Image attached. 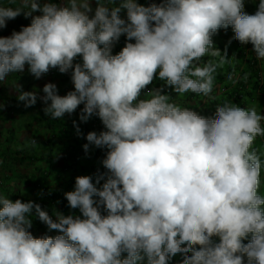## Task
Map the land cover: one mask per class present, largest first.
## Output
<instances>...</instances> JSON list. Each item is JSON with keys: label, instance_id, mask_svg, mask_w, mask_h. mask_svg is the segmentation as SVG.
<instances>
[{"label": "clouds", "instance_id": "obj_1", "mask_svg": "<svg viewBox=\"0 0 264 264\" xmlns=\"http://www.w3.org/2000/svg\"><path fill=\"white\" fill-rule=\"evenodd\" d=\"M244 5L96 0L93 10L91 0L0 3V29L21 14L31 17L0 37V82L25 65L36 78L53 68L71 70L74 90L67 94L59 95L54 83L43 86V112L57 120L79 106L81 121L93 116L106 129L87 133L85 152L90 145L107 149L99 160L107 171L99 164L85 171L95 173V184L77 176L74 190L64 193L79 215H50L31 200L0 195V264H169L176 255L182 264H264V161L252 149L264 136V95L248 107L218 106L213 118L173 97L192 92L205 104L227 91L221 83L213 91V74L229 57L213 44L220 29L251 44L264 68V0L253 14ZM121 35L128 42L113 55ZM205 56L219 60L201 64ZM157 79L163 84L151 86ZM17 99L29 107L37 93L19 91ZM24 146L35 148L37 140ZM33 214L48 231L28 230Z\"/></svg>", "mask_w": 264, "mask_h": 264}, {"label": "trees", "instance_id": "obj_2", "mask_svg": "<svg viewBox=\"0 0 264 264\" xmlns=\"http://www.w3.org/2000/svg\"><path fill=\"white\" fill-rule=\"evenodd\" d=\"M46 2L49 0H38L40 4ZM51 2L64 4L65 0H51ZM136 2L148 6L152 3L159 5L162 0H136ZM258 2L259 0H255V3L253 0H245L244 11L253 14ZM0 3L8 4L10 0H0ZM91 4L94 10L96 0H91ZM32 15H41V13L37 11ZM120 16L126 19V10H122ZM30 22L31 17L25 18L21 14L14 20L8 21L5 28L0 29V37L11 35L13 30L19 31L21 26H27ZM233 37L234 32L231 28L220 29L212 36L213 44L221 50V55L227 49L229 56L228 62L218 67L213 74V91L216 90V83L227 87V91L222 95L215 93L205 104L202 102L205 98L202 95L187 92L181 96L174 93L173 97L178 99V105L191 108L201 116L213 118L217 114L218 106L227 103L248 107L252 103H257L264 95V68H261V61L256 59L251 44L243 45L239 41H234ZM230 40H233V43L229 47ZM126 42H128L126 37L121 35L112 47V54H117ZM131 42L134 43V40ZM212 59L217 62L219 60L218 57L205 56L200 63L203 64ZM236 73L239 75L236 81L228 78L229 75L233 77ZM245 74L246 80L243 79ZM158 81V84L155 80L153 81V87H160L163 84V81ZM46 83H54L61 96L74 90L71 70L60 73L55 68L53 72L48 71L40 78H36L25 65L22 72L9 73L5 81L0 82V195L8 196L13 201L31 200L40 204L42 209L48 211L50 215L54 211H60L65 215H79L78 209H71L68 206L64 193L74 190L77 176H91L95 184L96 176H93L95 173L85 175V171L94 170L99 160L104 158L107 149L90 145L86 153L83 145L87 143L85 137L88 132L95 131L99 134L106 129L104 126L100 127L93 116L86 122L81 121L79 106L73 113H66L57 120L46 116L43 112L45 104L40 99L44 95L42 89ZM15 84L19 86V91H35L36 104L25 107V102L17 99L19 91L14 88ZM164 92L170 94L172 90L168 87L164 88ZM141 95L143 96V91ZM73 121L76 122L75 126ZM77 127L80 130L79 135L76 131ZM28 139H36L37 146L25 147L24 141ZM252 149L264 161V136L256 138ZM99 169L102 173L107 171L102 163L99 164ZM260 186L264 190V167L261 171ZM101 213L105 215L102 206ZM32 219V226L28 229L32 234L38 230L42 233L49 230L45 224L35 218L34 214ZM122 256L126 257L127 253H123ZM169 264H182V257L180 255L172 257Z\"/></svg>", "mask_w": 264, "mask_h": 264}, {"label": "rangeland", "instance_id": "obj_3", "mask_svg": "<svg viewBox=\"0 0 264 264\" xmlns=\"http://www.w3.org/2000/svg\"><path fill=\"white\" fill-rule=\"evenodd\" d=\"M151 86H153L154 85V83L153 84H150Z\"/></svg>", "mask_w": 264, "mask_h": 264}]
</instances>
